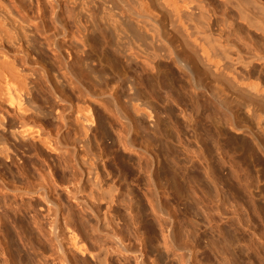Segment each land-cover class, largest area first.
<instances>
[{
  "label": "bare ground",
  "instance_id": "1",
  "mask_svg": "<svg viewBox=\"0 0 264 264\" xmlns=\"http://www.w3.org/2000/svg\"><path fill=\"white\" fill-rule=\"evenodd\" d=\"M95 122L107 140L105 124L125 122V150L190 200L201 201L198 184L212 190L202 201L220 205L224 189L246 191L206 152L217 139L185 149L205 182L161 122H226L264 155V0H0V264H30L31 234L49 264H111L113 254L147 264L111 213ZM156 136L172 172L152 151ZM183 248L180 262L194 264Z\"/></svg>",
  "mask_w": 264,
  "mask_h": 264
},
{
  "label": "rangeland",
  "instance_id": "2",
  "mask_svg": "<svg viewBox=\"0 0 264 264\" xmlns=\"http://www.w3.org/2000/svg\"><path fill=\"white\" fill-rule=\"evenodd\" d=\"M102 123L95 122L92 131L99 141L95 147L100 155L98 169L107 184L116 189L111 213L124 244L126 235V243L132 251L142 250L147 264H182L180 259L186 253L183 246L187 243L192 248L194 264H264V155L255 147L247 130L234 131L226 122H193L194 125L176 122V126L161 122L166 123L164 134L171 147L179 153L181 162L193 166L205 182L203 165L185 149L196 151L199 135L214 141L217 139L210 148L205 145L206 152L216 163L223 162L221 172L224 175L231 169L237 171L246 187V191L237 195L224 189L227 200L220 205L202 201L207 197L206 192L211 193L212 190L201 184L193 188L196 198L201 199L195 202L190 200L187 191L179 193L174 189L168 173L166 176L163 172L152 175L143 157L125 150V122L105 124L109 140L103 138ZM242 124L253 129L252 122ZM216 130L219 136L215 134ZM137 141L143 142L138 137ZM242 142L247 146L240 148ZM152 151L159 155L158 163L165 164V168L172 172L171 157L159 136L152 144ZM154 177H157V185L152 183ZM169 216L173 221L172 229L168 224ZM130 218L136 226L128 224ZM171 231L178 239L175 251L168 247ZM29 239L38 248L35 253L25 249L30 264H49L42 256L43 247L35 236L31 234ZM110 261L111 264H135L132 258L125 260L116 254Z\"/></svg>",
  "mask_w": 264,
  "mask_h": 264
}]
</instances>
